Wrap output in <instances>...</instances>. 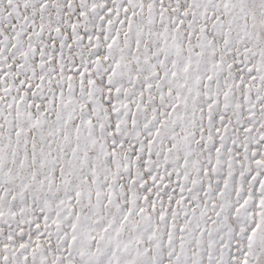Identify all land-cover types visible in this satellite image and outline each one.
<instances>
[{
  "label": "snow or ice",
  "instance_id": "1",
  "mask_svg": "<svg viewBox=\"0 0 264 264\" xmlns=\"http://www.w3.org/2000/svg\"><path fill=\"white\" fill-rule=\"evenodd\" d=\"M0 264H264V0H0Z\"/></svg>",
  "mask_w": 264,
  "mask_h": 264
}]
</instances>
